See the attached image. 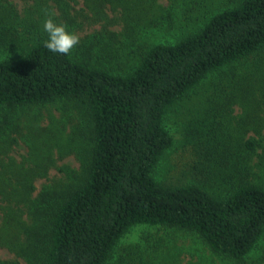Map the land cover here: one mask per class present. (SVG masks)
<instances>
[{
  "label": "trees",
  "instance_id": "1",
  "mask_svg": "<svg viewBox=\"0 0 264 264\" xmlns=\"http://www.w3.org/2000/svg\"><path fill=\"white\" fill-rule=\"evenodd\" d=\"M30 1L23 30L6 24L11 12L0 18V47L8 49L0 50V112L76 103L87 122L90 160L81 182L44 188L34 198L31 182L2 174L0 248L14 257H0V264H106L136 224L192 230L212 251L239 262L261 255L264 0ZM52 13L73 33L98 27L70 54L52 53L41 26ZM119 22L118 33L112 24ZM142 32L156 34L141 39ZM243 60L220 104L247 109L245 120L239 117L245 133L221 122L204 130V157L214 161L205 165V183L158 181L155 166L175 143L164 125L167 109L210 73Z\"/></svg>",
  "mask_w": 264,
  "mask_h": 264
},
{
  "label": "rangeland",
  "instance_id": "2",
  "mask_svg": "<svg viewBox=\"0 0 264 264\" xmlns=\"http://www.w3.org/2000/svg\"><path fill=\"white\" fill-rule=\"evenodd\" d=\"M28 1L30 0H0V18L11 12L6 24H18L17 29L23 30L21 25L27 18L31 2ZM221 1L223 0L202 2L213 6ZM159 3L167 5L169 0H159ZM80 4L77 5L78 8ZM113 15L109 14V17ZM15 16H19V19L15 20ZM42 24L43 22L41 26ZM97 27L98 25H88L83 28V32L74 33L84 38ZM121 27L122 22L112 24V28H116L118 33ZM155 34L150 33L147 37L142 32L139 37L151 39ZM0 50L8 49L0 47ZM246 61L210 73L185 98L167 109L164 125L175 135V143L155 166L153 173L158 181L167 185L205 183V165L212 166L214 161H208L204 157V130L210 131L211 126L216 127L221 122L224 126H230L232 131L240 129L245 133L244 128L247 126L239 125V117L245 120L247 109L244 110L238 103H220L223 102L222 96L230 92L229 84L234 80L231 79L234 68L240 71ZM250 113L249 111L248 114ZM86 130V118L78 112L76 103L66 100L2 110L0 178L3 173H8L14 182L18 179L31 182L34 187L31 190L33 198L44 188L61 191L69 184L81 182L90 160L89 141L84 132ZM251 133L247 131L245 135H252ZM257 160L256 156L252 158V162ZM16 167L24 171L22 175L25 179L20 177L19 171L18 174L13 172ZM28 179L31 181H27ZM257 251L261 255L254 253L251 258L239 262L212 251L202 237L192 230L136 224L119 239L106 264H264V236ZM0 257L13 258L14 253L1 247ZM20 264L26 262L20 259Z\"/></svg>",
  "mask_w": 264,
  "mask_h": 264
},
{
  "label": "clouds",
  "instance_id": "3",
  "mask_svg": "<svg viewBox=\"0 0 264 264\" xmlns=\"http://www.w3.org/2000/svg\"><path fill=\"white\" fill-rule=\"evenodd\" d=\"M51 15H48L43 22V31L48 34L44 41V47L52 53L68 55L80 42L78 34L67 30L63 24L54 23Z\"/></svg>",
  "mask_w": 264,
  "mask_h": 264
}]
</instances>
